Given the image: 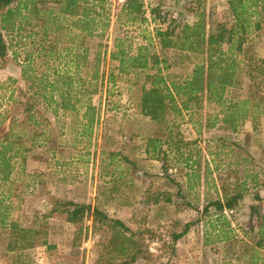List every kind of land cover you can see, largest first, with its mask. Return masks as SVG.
Returning a JSON list of instances; mask_svg holds the SVG:
<instances>
[{"label":"rangeland","instance_id":"rangeland-1","mask_svg":"<svg viewBox=\"0 0 264 264\" xmlns=\"http://www.w3.org/2000/svg\"><path fill=\"white\" fill-rule=\"evenodd\" d=\"M106 2L110 22L103 38L83 35L71 19L58 14V7L48 3H40L39 15L23 13L25 18L18 19L19 30L3 31L8 52L0 63V122L8 127L16 119L23 145L31 150L26 153L25 166L21 159L17 161L8 214L24 227L35 226L46 234L31 236L39 243L34 248L12 252L8 231H3L0 264H95L113 229L106 225L94 228L92 219L83 225L69 223L67 214L55 206L57 199L90 204L110 218L123 221L136 234L143 250L133 264H253L252 250L261 236L259 227L264 215V115L255 124L246 121L238 132H232L221 122L222 116L216 120L221 109L215 103L204 102L193 114L184 112L175 117L170 113L167 119L176 121V132L188 145L185 152L193 154L189 166L194 169L173 152L153 157L146 145L154 124L141 114V97L145 74L155 70L120 75L117 63L110 59L116 38L128 36L136 51L152 37L155 51L168 59L169 69L165 72L188 75L200 57L178 50L161 52L154 38L156 28L193 25L202 18L208 28L231 23L227 0H143L147 21L135 25L120 16L125 3ZM53 6L56 20L48 16L47 8ZM153 9L159 10L161 19L154 18ZM46 34L62 54L59 61L51 58L49 66L36 50H41ZM251 42L256 49L250 55L263 59L264 25ZM83 48L90 50L89 63L84 66L80 59L79 76H88L98 52L102 54L101 76L105 73L102 91L92 96L100 117L93 136L81 135L74 114L57 112L55 106L47 109L42 102L34 112L41 122L37 127L41 137L32 140L25 105L13 102L35 103L31 86L22 76L27 54L33 53L31 71L35 74L50 72L52 76L53 68L72 74L77 65L66 68L73 58L67 50H78L83 56ZM111 73L117 76L115 85L107 82ZM253 74L256 80L251 82L244 75L242 86L229 92L230 100L253 96V83L259 84L257 96L264 97V74L257 70ZM111 154L117 155L115 161H111ZM115 186L117 191H112ZM239 186L245 188L244 197L232 210H221L218 205L225 206V193L234 194ZM7 188L0 186V195ZM168 196L172 202L165 200ZM53 209L58 211L51 214ZM43 214L48 215L44 218ZM187 225L186 236L174 242L173 234L183 232ZM44 240L47 245H43ZM259 252L263 255L264 248Z\"/></svg>","mask_w":264,"mask_h":264},{"label":"trees","instance_id":"trees-1","mask_svg":"<svg viewBox=\"0 0 264 264\" xmlns=\"http://www.w3.org/2000/svg\"><path fill=\"white\" fill-rule=\"evenodd\" d=\"M40 3L54 4L58 7L56 9L58 14L71 19L72 24L87 37L99 35L103 38L109 27L106 0H0V63L8 52L3 31L19 30L18 19L25 18L23 13L39 15ZM227 4L233 19L231 23H219L208 28L202 18L193 25L186 23L181 26L156 28L154 38L161 52L178 50L200 57V61L195 62L192 72L186 76L165 72L169 69L168 59L155 51L152 37L148 38V44L139 46L136 51L132 50L128 36L115 39L110 59L117 63L120 75L155 70L153 74H145L141 97V114L154 124V130L148 137L146 145L147 152L153 157L160 158V155L169 150L182 158L187 166L192 161L193 154L190 150L185 152L188 145L180 138L179 132H176V121L167 119L170 113L175 117L183 115L184 112L193 114L204 102L215 103L221 109L216 120L219 115L222 116L221 122L232 132H238L246 121L255 124L259 116L264 115V97L255 93L259 89V84H252L250 91H256L252 92L253 96L250 98L230 100L228 97L232 89L242 86L244 75L253 82L256 80L253 74L256 70L264 74V58L256 59L250 55L251 50L256 49V44L251 42V38L263 29L264 0H227ZM55 6L47 8L48 16L54 20ZM145 14L143 0H126L120 16L135 25L147 21ZM152 15L161 19L158 9H153ZM59 30L60 28L55 31ZM46 43H49V47H46ZM51 44L46 34L41 50L36 49L37 55L48 66L51 58L57 61L62 59L57 47ZM67 51L73 58L70 60L71 63L66 64V68L70 64L77 65V71L72 74L69 70L62 71L59 68H53L52 76L50 72L35 74L31 71L33 53L26 56L25 61L28 63L22 69V76L31 86V99H34L35 103L23 104L14 99L12 101L16 106L25 105V111L28 113L26 121L32 125L30 132L32 140L41 137L37 130L41 122L34 112L36 106L42 102L47 109L55 106L57 112L62 110L74 114L81 125L80 133L84 137H92L94 126L100 122L98 108L92 103V96L99 94L105 85V73L102 72L101 76L100 70L102 54L97 53L88 76L82 77L79 76V61L83 59L84 66H87L90 50L83 48V56L77 52L78 50L75 53H70L71 49ZM116 80V74L111 73L107 82L115 85ZM82 110L84 113L81 116ZM18 126L20 124L16 119H12L8 127L4 121L0 122V186L8 185V190L0 195V236L4 235L3 231H8L6 233L10 236L8 247L12 252L34 248L39 243L31 236H42L45 233L35 226L24 227L18 219L9 218L8 210L11 203L8 202L12 198V176L17 161L21 159V165L25 166L26 153L31 151L23 145L22 131H18ZM34 145L35 143L32 147ZM164 147H167V150ZM110 156L111 161H115L117 155ZM189 167L194 169L193 166ZM120 177H124L122 172ZM113 179L114 183H117V178ZM244 189L243 186H239L234 194L225 193L226 204L225 206L219 204L218 207L221 210L224 208L232 210L244 197L242 193ZM112 191H117V187L115 186ZM165 200L172 202L169 196ZM55 206L67 214L68 222L73 225H83L86 220L92 219L94 228L106 225L113 229L112 237L104 245L103 252L95 264H133L143 254L141 243L135 238L136 234H133L123 221L110 218L106 212L93 208L90 204L57 199ZM56 211L58 210L53 209L51 214ZM252 213L254 215L256 213L254 208ZM47 215L43 214V217ZM261 220L259 227L261 236H258L259 240L253 247L251 256L254 264L264 260V255H260L259 252L260 248H264V215L261 216ZM189 227L187 225L183 232L173 234L174 242L182 239L188 233ZM47 244V240H44L43 245Z\"/></svg>","mask_w":264,"mask_h":264},{"label":"crops","instance_id":"crops-1","mask_svg":"<svg viewBox=\"0 0 264 264\" xmlns=\"http://www.w3.org/2000/svg\"><path fill=\"white\" fill-rule=\"evenodd\" d=\"M166 153L168 154V153H172V152H171V151H169V150H167V152H166ZM194 175H195V174H194ZM198 175L200 176V174H199V173H198ZM195 176L199 178V176H197V173H196V175H195ZM190 177H191V176H190ZM191 189H193V188H191ZM94 191H95V192H97V188H96V189L94 188ZM94 206H95V202H94ZM185 236H186V235H185ZM259 250H260V249H259ZM261 251H262V250H261ZM252 252H253V251H252ZM263 253H264V252H263ZM263 255H264V254H263ZM261 261L263 262V260H260V262H261ZM260 262H259V264H261V263H262V262H261V263H260ZM252 263H253V262H252ZM253 264H254V263H253Z\"/></svg>","mask_w":264,"mask_h":264},{"label":"built area","instance_id":"built-area-1","mask_svg":"<svg viewBox=\"0 0 264 264\" xmlns=\"http://www.w3.org/2000/svg\"><path fill=\"white\" fill-rule=\"evenodd\" d=\"M121 2H123V3H125L126 2V0H120Z\"/></svg>","mask_w":264,"mask_h":264}]
</instances>
